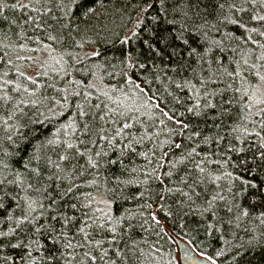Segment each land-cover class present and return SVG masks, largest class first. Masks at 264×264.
Returning <instances> with one entry per match:
<instances>
[{
  "label": "trees",
  "instance_id": "trees-1",
  "mask_svg": "<svg viewBox=\"0 0 264 264\" xmlns=\"http://www.w3.org/2000/svg\"><path fill=\"white\" fill-rule=\"evenodd\" d=\"M149 3L152 7L141 15ZM5 4L9 7L5 8ZM220 4L224 7L220 8ZM231 4L243 11L230 8ZM164 7L166 11H160L161 0H76L75 5L71 0H0V142L9 152L17 147L20 149L18 155L7 158L11 169L5 170L6 176L0 173L5 178L3 192L16 197L15 202L8 198L4 202L13 216H20L26 209L25 197L43 202L46 208L47 192L34 191L39 185L29 179L23 167L25 158L39 155L42 165L48 158L59 162L64 169L61 175L67 177L62 181L53 179L48 191H52L56 184L66 187L70 181L79 186L64 201L77 204L76 210L67 209L69 215L83 219L87 213L99 218L101 212L96 211L99 208L114 218H122L117 233H106L107 237L116 235V240L111 245L105 242L102 246L107 252L104 261L85 259L83 264H180L171 233L189 241L200 254L212 257L217 264H264V215H261L264 213V160L257 154L260 151L259 137L254 134L246 136L243 132L245 128L249 132L255 128L264 136L260 124L264 112L257 115L260 109L254 98L249 99L253 96L250 85L260 81L255 76L256 71L264 75V67L252 68V65H264V61L256 60L261 49L250 41L245 42L251 35L253 40L264 44V36L259 34L264 32V20L252 19L253 15L264 16V4L260 0L255 4L250 0H165ZM88 8L93 12L88 13ZM138 16L141 23L136 29L137 36L130 44H121L120 40L136 23ZM231 20H238L245 28L230 23ZM252 28L258 31H249ZM181 32L183 38L188 39V46L174 39ZM49 36L56 39L49 40ZM160 37H168L167 49L157 44ZM145 40L165 50L166 54L155 57L144 44ZM213 41L221 43L217 46ZM189 46L204 54L203 59L200 55L189 56ZM173 48L179 54L170 57L167 53ZM208 48L211 51L205 53ZM251 49L255 51L247 55ZM131 50L138 57L134 69H129L126 61ZM92 51L99 52V57L86 56ZM36 59H39L38 69L31 73V61ZM245 59L247 65L243 63ZM237 61L243 69L241 75H228L235 72ZM139 64L144 67L140 68ZM28 76H32L35 83L29 81ZM69 81L80 82L71 85V90L81 92V96L70 98V110L55 109L63 115L45 119L50 116L46 109L53 107L52 98L59 99L63 95L57 89L67 87ZM85 92L90 93L87 99L83 95ZM6 96L11 99L6 101ZM43 97L49 98L43 105H17L20 100ZM197 101L202 109L199 117L186 111L197 106ZM78 103L85 111L91 108L92 112L106 113L108 122L98 116L92 120L89 116L92 122L90 135L79 130L82 127L80 121L76 131L61 129L74 117ZM205 103L209 107L203 108ZM250 103L252 107L248 108ZM95 105L100 107H93ZM17 107L22 111H15ZM13 112L15 115L7 120L11 128L6 130L3 121ZM222 112L224 115L220 117ZM173 113L175 119L189 123L202 135L188 139L191 131L181 133L174 120L168 119ZM121 122L131 125L128 129L130 135L143 137L142 143L133 145L136 154L123 148L127 140L116 138L109 144L96 135L97 130L103 128L105 132L101 134L111 139L113 129L120 127ZM5 135H13L16 143L5 142ZM205 137L210 143L202 142ZM48 140H59L60 143L48 144ZM64 141L75 147L66 149ZM173 142L180 143L181 148L170 147ZM229 145L233 149L242 148L243 152L230 150ZM193 147L198 154H194L195 162L204 161V174L198 173L191 163L176 164L175 169L171 164H165L158 171H173L171 180L165 181L169 187L180 186L172 181L178 182L191 172L194 179L203 178L197 188L202 199L216 192L225 196L224 201L217 202V216L221 219L216 226L220 231L211 235L205 232L203 218L197 211H189L177 203L181 199L178 194H170L161 201L156 198L158 193L163 195L160 182L153 179L144 183L143 173L155 166L161 153H169L166 159L175 163ZM77 149L84 155H79ZM96 152L102 155L97 157ZM140 152L146 156H140ZM59 155L70 156V162L59 161ZM89 157L97 160L100 166H89ZM34 165L35 161L30 167ZM16 171L22 174V181L7 184V180L16 181ZM54 172L53 167L49 174ZM229 172L231 177L222 175ZM209 174L220 179L210 180ZM92 180L96 181L95 184L88 183ZM242 180L257 187L244 185ZM29 183L34 185L33 189L27 187ZM244 188L247 191L242 193ZM140 192L144 193L143 198L138 195ZM101 197L110 202L109 209L102 206ZM162 203L163 209L157 210ZM146 204L152 205V211H156L162 226L151 219ZM245 210L247 215L242 214ZM168 212L171 216L166 218ZM7 214L0 211V231L7 232L15 227L14 220L6 219ZM129 224L133 227L129 228ZM90 231L94 239L105 238L99 230ZM71 235L69 232V237ZM40 239L42 244L51 246L50 241ZM78 239L81 237H76L72 243L76 244ZM12 242L15 243V239ZM61 251L65 252L70 264H82L84 249L76 248L75 258L67 255L73 249ZM118 251L119 255L116 254ZM217 251L222 255L217 257ZM18 252V249L5 248L0 250V257L12 256L14 264H20ZM92 254L99 257L103 251L93 249ZM57 264H65V261L61 259Z\"/></svg>",
  "mask_w": 264,
  "mask_h": 264
},
{
  "label": "snow or ice",
  "instance_id": "snow-or-ice-1",
  "mask_svg": "<svg viewBox=\"0 0 264 264\" xmlns=\"http://www.w3.org/2000/svg\"><path fill=\"white\" fill-rule=\"evenodd\" d=\"M72 4H76V0H71ZM252 4H255L257 0H250ZM165 0H161V9L160 11H166L164 7ZM261 4H264V0H260ZM17 5H11V7H16ZM5 8L9 7V5L5 4ZM23 7V6H21ZM152 7V4H147L146 8L141 11V15H143V11H147ZM220 8H223L224 5L220 4ZM230 8L236 10V11H243L242 8H237L235 4H231ZM36 10V9H33ZM88 13H92L93 9L88 8ZM87 14V13H86ZM186 15V13H185ZM253 20H264V16H252ZM15 23V21H13ZM141 23L140 16L137 17L136 23L133 24L132 28L129 29L128 33L123 36V38L120 40L121 44H130L132 40L137 36L136 29L139 28ZM230 23L233 24H239L238 20H231ZM241 28H245V25L239 24ZM251 32H257L258 30L255 28L250 29ZM261 36H264V32L259 33ZM119 39V37H117ZM49 40L56 39L54 36H49ZM175 40L181 41L183 45L188 46L189 42L188 39L183 38V34L181 32V35L174 36ZM250 41L253 45H257L259 49H261L259 55L256 56L257 61H264V44H260L258 41L253 40L251 35L247 36L246 43ZM213 44L219 46L221 42L219 41H213ZM144 44L148 45L149 51L154 54L155 57H163L166 53L165 50L158 49L155 44H150L147 40L144 41ZM157 44L164 45V49H167L169 47V39L168 37H160L157 40ZM83 47V44L80 45ZM45 47H48V45H45ZM223 49L221 48V51ZM211 48L205 49V53L210 52ZM255 49L249 50V53L247 55H251ZM179 52L177 49L173 48L171 52H168L167 55L172 57L178 55ZM87 55L93 56V57H99L100 53L96 51H92ZM189 56L192 55H200L201 59H203L202 53H198L196 48H191L189 46ZM127 66L129 69H134L138 62L137 55L134 54V50H131L128 52L126 56ZM171 62V61H170ZM11 63V61H9ZM245 65L248 64V60L245 59L243 61ZM140 68L144 67V64H139ZM264 67V65H261L259 63L253 64L252 68H259ZM243 69L241 68V65L239 61H237V67L235 69L234 73H228L230 76H240ZM23 75V73H20ZM255 76L259 78L261 82H264V75H261L260 71H256ZM27 79L29 81H32L35 83V80L32 76H28ZM5 83L10 84L11 81H6ZM80 82L77 81H69V84L67 87L62 89H57L58 93H63V95L60 96L59 99L52 98L53 107L47 108L46 110L50 113L49 117H45V119H49L51 117H56L63 115V112L56 111L55 109L58 107L60 109H64L65 111L70 110V104L69 100L71 97H79L81 96V92L71 90V85L73 84H79ZM129 83H132L131 78H129ZM39 87V86H37ZM54 87V86H53ZM179 87V85H178ZM139 89V86H137ZM239 91V89H237ZM259 89H257L258 91ZM139 91L143 92V89H139ZM245 92L248 91L247 88L244 89ZM34 95V93H32ZM85 99H87V96L90 95V93L85 92L84 94ZM207 95V94H206ZM255 96V93H253V96H250L249 99H253ZM11 97H5V100H10ZM49 98L43 97L41 99H35V100H20L17 101V105L19 104H33V105H43L45 101H48ZM199 101H197V106L187 108L186 111L189 113H193L194 116L199 117L202 114V109H200ZM95 108H99L100 105L93 106ZM209 107L208 103H205L203 105V108ZM248 108L252 107V104L247 105ZM15 111H22L19 107L15 109ZM112 111V110H109ZM261 112H264V109H260L257 111V115H259ZM15 115V112L10 114L7 119L3 121L6 130L11 128V125H8L7 120L12 119V116ZM105 114H99L91 111V108L89 111H85L83 106L81 104L76 105V111L74 113V117L70 118V121L64 125L61 126V129H72L73 131L78 130L77 129V123L78 121L82 122V127L79 129L81 130L85 135H90L92 133V126L91 121L88 119L89 116L92 117V120H95L97 116L100 120H104L105 123L108 121L105 119ZM121 115H124L121 113ZM167 116V113H165ZM224 113H220L219 116L223 117ZM251 115V114H250ZM168 119L174 120L175 124L180 128L181 133H183L184 130L191 131V135L188 137V139H192V137H199L202 135V133L199 130L192 129L190 127L189 123L183 122L181 119H175V113H173L172 116H169ZM31 122V121H30ZM163 123V122H162ZM255 123V122H254ZM261 129L264 131V120H261ZM19 127H26V125H19ZM214 127H219V125H214ZM131 128V125L128 123L121 122V126L118 128L113 129V136L111 139L104 133L105 130L103 128H100L97 130L96 135L99 140H107L109 144L113 143L116 138H120L121 140H127V143H124L123 148L130 150L132 154H136V149L133 147L134 144H140L143 141V137H136L134 135H130L128 129ZM60 131V130H58ZM244 134L247 135H256L259 137V148L260 151L257 153L262 160H264V136L261 135L260 131H256L255 128L252 129V132H249L247 128L243 130ZM67 134V133H65ZM24 139H27V137H24ZM222 139V138H221ZM239 139V137H237ZM5 142H9L12 144H15L16 142L13 140V135H5L4 137ZM203 143H210V140L208 137H205L202 141ZM48 144L53 143H60L59 140H48ZM66 145V149H72L75 147V145L71 143H67V141H64ZM83 143V141H81ZM95 143V141H93ZM170 147L179 150L181 148L180 143L173 142ZM230 150H235L237 152H243V149H233L232 145H229ZM19 148L17 147L15 151L9 152L7 148L3 146V142H0V153H2V156H0V173H4L6 176V171L11 169V163L7 160L10 156L18 155ZM78 152V149H77ZM79 155L83 156V153H79ZM194 154L196 153V149L193 147L191 151H188L185 155H181L175 163H172L166 159V157L169 155V153L164 152L161 153L159 159L156 160V164L154 167H149L148 171L144 172V183H147L153 179L160 182L161 186V192L163 195L157 194V197L161 201H165L170 194H178L181 199L177 201L178 204H180L182 207H187L189 211H197L199 213V216L203 218L204 222V230L206 233L211 235L213 232L220 231V228H218L217 222L220 221V217L217 216V202L218 201H224L225 196L221 195L219 192H216L210 196H207L206 198L202 199V193L200 191H197V188L200 187V185L203 183V178H193V175L191 172L187 173L185 176L181 177L180 180L172 181L173 184H179L178 187H169L165 181L171 180V177L173 176V171H164L160 172L159 169H162L165 164H171L172 169H175L176 164L180 163H191L192 167L200 174L205 173V167L202 166L204 161H201L200 163H196L194 160ZM95 155L97 157H100L102 154L101 152H96ZM123 155V152H122ZM140 156H146V153L140 152ZM155 152H153V156L155 157ZM198 155V154H197ZM207 159V158H205ZM59 161L63 162H70L71 157L67 155H59L58 157ZM35 161V165H33V162ZM41 157L39 155H30L23 161V167L28 173L29 179L33 180L36 185H39V187H35L32 183H29L27 187L29 189H33L36 192L45 191L47 192V206L45 208V204L40 201L33 200L31 197H25L26 200V209L22 210L20 216H13L10 211H8L7 205L4 202L5 198L11 199L13 202H15L16 197L12 196L10 192H3V188L5 186V178L4 176H0V192H3V196H0V211L7 212L6 219L7 220H14L15 227L9 228L7 232L0 231V250L5 248H11L13 250H20V252L17 253L19 256L20 264H57V262L61 259L65 261V264H70V262L66 259V254L64 251H61V249H73V252L67 253V255L72 256L75 258L76 248L84 249L83 251V258H82V264L83 261L90 260L92 262H95L97 258H99L101 261H104L105 255L107 254L106 250L102 249V246L105 242H108L109 245H111L112 241L116 240V235H112L111 237H107L106 233H117V226L122 223V218H114L110 213L104 212L102 209H96V211L101 212V216L99 218H93L87 215V213H84L83 219H78L76 215H69L67 212V209L76 210L77 204L76 203H64L65 200L70 198L73 194L74 189H77L79 186L76 185L74 182H69V184L66 187H61L60 184H56L55 188L52 191H48L49 182H52L53 179L55 181H62L66 179V176H62L61 173L64 172V169L62 168L61 164L56 161H52L51 158H48L44 161V164L42 165L40 163ZM87 163L89 166L98 168L99 162L97 160H93L91 157L88 158ZM112 163H117V161H112ZM151 163V162H150ZM55 168L56 172L50 173L51 168ZM16 174V181L7 180V184H14L18 181H22L23 176L19 171L15 172ZM222 175H225L226 177H231L232 173H222ZM209 179H215L219 180L220 177H212L211 174H209ZM191 181V183L189 182ZM95 180L88 181V183L95 184ZM137 183H140V181H137ZM242 183L244 185H250L253 188H256V184H250L247 180H242ZM264 183V181H262ZM231 191V189H229ZM247 188L242 189V193L246 192ZM55 193L54 195L52 193ZM242 193H237V195H241ZM138 195L143 198L144 193L140 192ZM198 201H201L198 203ZM91 203V201H89ZM101 203L108 204L110 202L108 201H101ZM17 208H19V205H16ZM145 207L149 210V216L151 219L156 223L158 226L161 225V220L158 219L156 211H152V205L146 204ZM163 209V203L157 206V210ZM47 211V215H46ZM229 212H231V208L228 209ZM243 215H247V211L242 212ZM261 215H264L262 213ZM167 216H171V212L166 213ZM41 219L43 222L41 223ZM228 223H231L229 221ZM59 225V228L57 227ZM129 228H132L133 225L129 224ZM90 229L99 230L102 234H104L105 238L102 239H94L93 233L90 231ZM69 232L72 233L71 237H69ZM15 234V235H13ZM41 237L45 241H50L51 246H46L45 244L41 243ZM76 237H81V239L77 240L76 244L72 243V240ZM15 239V243L12 242V240ZM63 241V243H61ZM43 249V250H42ZM93 249H100L103 251V254L99 255H93ZM36 253V255H33V253ZM22 253V254H20ZM119 255V251L116 253ZM217 257L222 255L221 251H217L215 253ZM239 255V253H238ZM209 261H211V264H217V262L212 257H207ZM0 261H3V264H9V262H13L14 259L12 256H4L0 257Z\"/></svg>",
  "mask_w": 264,
  "mask_h": 264
},
{
  "label": "water",
  "instance_id": "water-1",
  "mask_svg": "<svg viewBox=\"0 0 264 264\" xmlns=\"http://www.w3.org/2000/svg\"><path fill=\"white\" fill-rule=\"evenodd\" d=\"M176 244L180 264H211L207 256L200 254L186 239L171 233Z\"/></svg>",
  "mask_w": 264,
  "mask_h": 264
},
{
  "label": "rangeland",
  "instance_id": "rangeland-1",
  "mask_svg": "<svg viewBox=\"0 0 264 264\" xmlns=\"http://www.w3.org/2000/svg\"><path fill=\"white\" fill-rule=\"evenodd\" d=\"M38 62L39 59L31 61V68H30L31 73L35 72L38 69ZM250 86L252 88L253 93H255L254 99L255 102L257 103V106L259 107V109H264V82L258 81ZM257 89L259 90L257 91ZM100 201H108V200L101 197ZM101 204L105 209H109V207L111 206L110 203L108 204L101 203Z\"/></svg>",
  "mask_w": 264,
  "mask_h": 264
}]
</instances>
